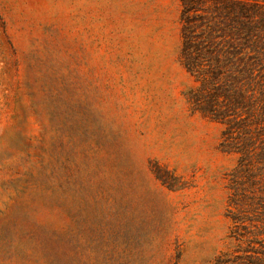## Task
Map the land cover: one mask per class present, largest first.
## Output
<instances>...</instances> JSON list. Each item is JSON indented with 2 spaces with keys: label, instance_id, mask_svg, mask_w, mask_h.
Masks as SVG:
<instances>
[{
  "label": "rangeland",
  "instance_id": "rangeland-1",
  "mask_svg": "<svg viewBox=\"0 0 264 264\" xmlns=\"http://www.w3.org/2000/svg\"><path fill=\"white\" fill-rule=\"evenodd\" d=\"M182 7L0 0V264L243 255L229 214L238 155L189 102Z\"/></svg>",
  "mask_w": 264,
  "mask_h": 264
},
{
  "label": "trees",
  "instance_id": "trees-1",
  "mask_svg": "<svg viewBox=\"0 0 264 264\" xmlns=\"http://www.w3.org/2000/svg\"><path fill=\"white\" fill-rule=\"evenodd\" d=\"M228 1L182 0L180 58L198 83L187 93L192 108L223 125L219 146L238 155L229 183L231 237L247 245L224 264H262L264 0Z\"/></svg>",
  "mask_w": 264,
  "mask_h": 264
}]
</instances>
